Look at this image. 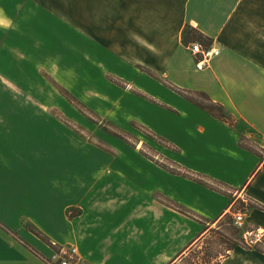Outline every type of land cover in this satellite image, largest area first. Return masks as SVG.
<instances>
[{
    "label": "crops",
    "instance_id": "0c3cea01",
    "mask_svg": "<svg viewBox=\"0 0 264 264\" xmlns=\"http://www.w3.org/2000/svg\"><path fill=\"white\" fill-rule=\"evenodd\" d=\"M63 2L0 0V66L7 64L3 60L9 59L4 57L9 51L25 52L29 47L28 54L33 51L35 58L42 49L41 28L68 25L67 14L60 13ZM125 15L128 25L121 27ZM81 17L82 23L89 18L104 22L94 31L82 25L83 34L95 37L98 56L104 59L107 51L130 70L144 68L147 77L160 84L155 90L164 109L177 117L175 126L166 124L176 130L172 138L176 134L178 159L183 166L189 161L190 170L171 172L133 154L147 171L127 177L113 165L114 158L127 162L126 156L108 155L111 163L95 169L93 179L107 178L119 189L109 190V183L102 191L95 184L86 187L79 201L56 207L54 230L28 222L33 236L29 244L8 235L10 229L0 230V264H48L54 252L48 242L76 247L82 264H186L193 247L220 231L227 214L233 218L241 210L245 225L236 229L240 240L246 232L264 233V0H84ZM197 42L221 51L204 70L196 69L190 52ZM19 60L24 59L16 60L18 64ZM90 67L80 99L98 93L96 85L106 82L104 69ZM137 84L145 89L149 85L144 78H137ZM65 90L78 98L77 92ZM131 94L137 97L123 95ZM193 94L222 106L227 119L202 107L189 96ZM15 112L29 115L28 121L42 115L40 109ZM9 113L1 119L5 124L12 120L7 119ZM29 177L34 179L35 172ZM241 242L202 264H264V250Z\"/></svg>",
    "mask_w": 264,
    "mask_h": 264
},
{
    "label": "rangeland",
    "instance_id": "374dc122",
    "mask_svg": "<svg viewBox=\"0 0 264 264\" xmlns=\"http://www.w3.org/2000/svg\"><path fill=\"white\" fill-rule=\"evenodd\" d=\"M63 3L64 12L60 13L67 14L65 22L68 25L58 22L56 28H41L42 49L35 58L33 51L28 54L30 48L27 46L25 52H6L4 57L9 59L3 63L7 64L0 66V76L3 75L0 78V230H12L13 233L9 230L8 235L18 242L33 241L27 231L30 229L28 222L54 230L51 224H54L52 218H55L56 207L67 200L79 201L86 187L92 184L97 190H104L109 180L96 182L93 176L95 169L101 171L103 163H111L108 155L123 153L126 156L127 162L114 158L113 165L127 177H139L140 169L147 171L133 154L144 155L171 172L179 173L190 168L189 161L186 160L183 166L178 159L179 149L174 143L176 134L172 138V130H176L166 124L175 126L177 117L168 112L167 107L164 109L165 102L155 90L156 85L161 88L160 84L147 77L144 68L130 70L107 51L104 59L98 56L93 41L95 37L83 34L82 25L94 31L104 22L89 18L88 23H82L84 0H65ZM126 23L128 25V15L124 19L122 16L121 27ZM35 26L36 32L39 31L36 22ZM31 30L32 27L28 32L32 35ZM28 37L26 35V41ZM84 38L90 44L85 45ZM20 58L24 60H19L21 63L18 64L16 60ZM90 65L104 69L106 82L96 85L98 93L92 91L93 95L88 93L80 99L83 82L91 77ZM129 71L136 79H132ZM137 78H144L145 84L149 83L148 88L140 87ZM65 88L77 92L78 98L69 95ZM124 93H134L139 98ZM189 96L201 105H209L206 96ZM17 109H40L42 115L39 119L33 115L34 120L28 121L29 115L16 113ZM6 112H10L7 119L12 118L7 124L1 121ZM53 124L70 131L57 130ZM76 139L83 143H72ZM32 171L35 172L34 179L29 177ZM120 186L124 187V184L120 183ZM110 188L119 189L113 183ZM238 207L242 208L241 203ZM232 219L225 218L220 231H214L193 247L186 264L213 262L224 249L239 244L237 230L244 227H236L235 223L232 224L235 217ZM256 234L254 232L249 237L253 243L245 246L254 248L258 245L264 250V238L255 242ZM48 244L53 248L50 242Z\"/></svg>",
    "mask_w": 264,
    "mask_h": 264
},
{
    "label": "built area",
    "instance_id": "2783aa9c",
    "mask_svg": "<svg viewBox=\"0 0 264 264\" xmlns=\"http://www.w3.org/2000/svg\"><path fill=\"white\" fill-rule=\"evenodd\" d=\"M190 52L195 59V67L197 70H204L209 67L210 61L219 56L221 51L214 45H202L201 43H193L190 45ZM234 223L236 227L243 228L245 225L244 212H238L234 216ZM254 232H246L244 235V241L247 245L253 243L249 240V237ZM255 242H260V237L264 238V233L258 232ZM54 252L52 256L47 259L48 264H82L80 258L78 257V252L76 247L72 245H60L56 242H52Z\"/></svg>",
    "mask_w": 264,
    "mask_h": 264
},
{
    "label": "trees",
    "instance_id": "16d2710c",
    "mask_svg": "<svg viewBox=\"0 0 264 264\" xmlns=\"http://www.w3.org/2000/svg\"><path fill=\"white\" fill-rule=\"evenodd\" d=\"M193 31H195L194 29H193ZM197 32V31H196ZM198 33V32H197ZM199 34V33H198ZM201 105V104H200ZM202 107H204V108H206L208 111H210L212 114H214V115H216L219 119H221V120H226L227 119V117H226V113H225V111H224V108L222 107V106H220V105H217V104H214V103H212L211 101H209V105H201ZM219 111V112H218ZM217 113V114H216ZM225 218H228L229 220H231L232 219V216L231 215H229V214H227L226 216H225ZM242 242V245H244L245 246V242H244V238L241 240ZM244 243V244H243ZM239 245V244H238ZM233 247H234V245H232L230 248H228V249H233ZM246 247V246H245ZM207 262V261H206Z\"/></svg>",
    "mask_w": 264,
    "mask_h": 264
}]
</instances>
